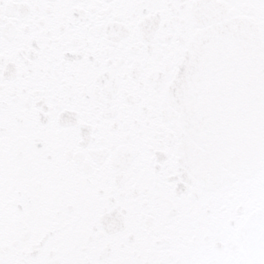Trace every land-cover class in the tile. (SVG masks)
I'll return each instance as SVG.
<instances>
[{
  "label": "snow or ice",
  "instance_id": "snow-or-ice-1",
  "mask_svg": "<svg viewBox=\"0 0 264 264\" xmlns=\"http://www.w3.org/2000/svg\"><path fill=\"white\" fill-rule=\"evenodd\" d=\"M0 264H264V0H0Z\"/></svg>",
  "mask_w": 264,
  "mask_h": 264
}]
</instances>
